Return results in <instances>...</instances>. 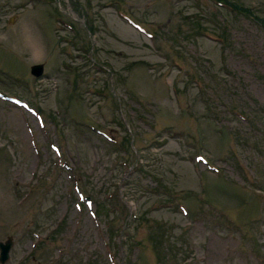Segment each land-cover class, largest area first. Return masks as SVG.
Returning <instances> with one entry per match:
<instances>
[{"label": "rangeland", "instance_id": "1", "mask_svg": "<svg viewBox=\"0 0 264 264\" xmlns=\"http://www.w3.org/2000/svg\"><path fill=\"white\" fill-rule=\"evenodd\" d=\"M223 1L264 19V0ZM9 238L0 264H264L259 20L217 0H0Z\"/></svg>", "mask_w": 264, "mask_h": 264}, {"label": "water", "instance_id": "2", "mask_svg": "<svg viewBox=\"0 0 264 264\" xmlns=\"http://www.w3.org/2000/svg\"><path fill=\"white\" fill-rule=\"evenodd\" d=\"M30 72L35 77H39L43 73V64L37 63L30 67ZM12 245V240L9 238L4 242L0 241V262L4 263L9 257V249Z\"/></svg>", "mask_w": 264, "mask_h": 264}, {"label": "trees", "instance_id": "3", "mask_svg": "<svg viewBox=\"0 0 264 264\" xmlns=\"http://www.w3.org/2000/svg\"><path fill=\"white\" fill-rule=\"evenodd\" d=\"M217 1L220 2V3H229L230 7L233 8L234 10H237L238 12L246 14L248 17L257 18L259 20V22L261 23V25L264 26V19L256 16L249 8H246V7H243V6H239V5H236L234 3L226 2V1H223V0H217Z\"/></svg>", "mask_w": 264, "mask_h": 264}]
</instances>
